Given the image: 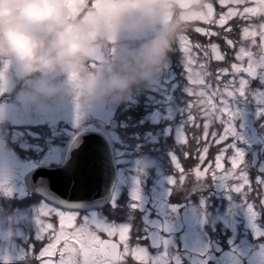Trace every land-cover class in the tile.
I'll list each match as a JSON object with an SVG mask.
<instances>
[{"label":"rangeland","instance_id":"1","mask_svg":"<svg viewBox=\"0 0 264 264\" xmlns=\"http://www.w3.org/2000/svg\"><path fill=\"white\" fill-rule=\"evenodd\" d=\"M226 1H232L234 6H241L240 13L242 17L252 12V9L246 6V1L250 0ZM252 1L256 2L258 11L264 13V0ZM65 5L71 18L81 10L82 0H65ZM214 7L215 5L208 1L196 12H191L187 16L192 18V20L201 19L205 22H214L217 25H221L226 19H224V15H216V11L214 10L216 7ZM233 11L230 10V13L232 14ZM169 20H171V13L169 14ZM258 23L256 22V27L254 24L249 29L242 31L243 37L249 38L251 42H254V37L264 31V22ZM195 28L201 32L207 31L200 24H196ZM253 44L256 46L258 42ZM180 48L186 51L183 59L187 66L188 76L183 70L176 71L171 69V62L167 60V67L161 73L156 83L150 87L153 92L149 94V102L155 103L154 99H157V106H155L152 115L148 116L149 120H146V115L142 116L140 120L136 117V120L141 125H147L141 135L137 132L130 134V132L120 129L119 121L123 123L124 121L116 113L121 101L107 105L78 108L72 102L51 98L44 106H40L26 93L23 87L18 86L19 81L10 79L9 83L4 86L3 73L0 72V261L24 259L27 254L39 253L45 243V241L37 239L40 233L37 218L40 215L46 214L40 213L41 209L54 210L55 213L61 212V210L55 208L51 202L40 194L29 193L24 190L18 177L21 161L24 158L31 157L30 150L34 148L40 153L37 161L44 164L59 162L64 157L67 146H62L60 144L61 139H53V137L61 136L63 135L62 133H71L76 127L83 126L87 122H96L104 128L111 137L112 145L117 144V140L121 141L119 138L120 133H124L123 136L128 138L125 139V143L118 145L122 147L120 149L117 148L118 155L115 149V154L118 156L117 160L121 163L122 170L119 175V184L123 185L126 188V192L129 193L131 198L130 205H133L140 198L143 199L151 195L155 198L161 197L159 199H162L163 196L174 193L176 189H179L183 173L188 170L191 172V166L190 169H187L189 163L183 162L179 158L180 156L177 152L179 147H176V145L180 146L182 145L181 143H187L186 138L182 134L178 136V133L182 126H186L187 124V106L192 99L189 96L191 94L189 86H194L199 97L198 102L208 107L209 113H215L218 121L223 119L221 114L226 116V119H224L225 135L221 139L230 136L227 132L230 118L235 120L238 118L240 120L241 132L230 141L233 145V150L229 153L231 155L229 157L231 167L219 180L222 182L220 187L228 184L231 186V192L225 195L226 198H229V205L225 206L223 211L219 210V213H214L212 217L208 218V215L202 216L197 213L199 210L185 208L184 220L187 221L188 228L187 233H184V235L190 234L193 241L200 242L199 245L208 247L204 242L206 241V232L202 227L204 226V221L210 218L220 220L224 228H230L233 231H237V227L240 225L242 228L248 229L247 231L252 232L253 236L256 237V242L250 243L244 236L234 241L235 237L232 238L231 235L226 238L225 242L228 246H233L245 257H248L250 264L263 263L264 244L257 241V238L264 235V222H262V213L264 212V180L262 179L263 183H261L260 194L255 196V198H260V201H256L255 199L257 203L254 204V202L247 199L248 197L245 198L246 195H242L244 193L243 190L246 189L245 185L249 182V178L246 170L239 169L241 172L237 173L239 167L237 162L244 160L245 148L249 147V150L250 146L254 143L264 145V132L259 135L257 128L252 123L257 112L264 110V104H260L264 102V84L255 90L253 95H248L254 101L259 102L258 106H261L259 108L256 107L255 110L246 108L244 103L249 102L250 98L247 99L244 93V89L248 83L245 79L242 78L240 80L239 90L236 89V78H229V82H227L229 85L227 87L214 88L212 82L206 79V74L208 73L206 60L203 61L195 52H192L188 40L182 42ZM211 50L213 51L210 53L211 60L223 58L216 45H213ZM239 52L235 54L236 56L234 55V58L237 60L231 63L233 67H243L247 62H249L247 65L255 62L256 66H260L264 70V57L260 56L257 47H255L253 52L245 49H241ZM253 56H259V60L253 61L251 58ZM202 58H204V55ZM247 58L249 61L246 62ZM226 71L228 70L226 69ZM236 91L240 92V99H245L242 100L243 102L240 105L236 104ZM213 97H218L222 101V104L217 103ZM218 108L219 112H217ZM157 124L158 126L154 128L149 127L150 125ZM260 125L262 126L261 129H264L263 121ZM48 126L50 127L49 131L47 130ZM133 126H137V124L134 123ZM172 129L173 135L171 139H167L168 135L169 137L171 136ZM46 133L49 136H46V141L43 143L36 139V136ZM238 137L243 141L244 149H239L236 146ZM180 147L187 151L193 150V156H196V149L193 145L189 144ZM155 150L159 158L153 153ZM163 159L169 161H164ZM193 160H196V157H193ZM217 160L218 167L223 168L224 165L219 163V158ZM169 169L172 171L169 172ZM126 172L128 173V179L125 180L123 179V174ZM141 172L143 176H141ZM152 173H156V175L152 176ZM235 176L238 180L235 179ZM148 177H151L153 182V188L150 189L146 187V178ZM234 193L239 203L234 200ZM239 194L241 195L239 196ZM239 204L240 206L244 204L242 211H238ZM128 211L131 215L132 212ZM79 217H87L93 222L96 219L93 215L91 217L89 213ZM54 218L55 216H53ZM144 220L150 225L159 226V221L154 216H151V214L144 216ZM56 224L59 227L58 219ZM129 229V223L112 219L110 231L112 233L119 232V238L124 243V249H121V252L123 253L124 251L125 254L123 255L124 259L127 255H131L137 261L147 262L148 264H166L169 262L166 254L171 253L169 252V247L175 246L176 243L172 237L165 239V246L161 251L149 254L150 252L143 247H131L132 245L128 240ZM43 230L41 229V231ZM192 240L184 237L182 239V246L189 248L193 246L192 248H194ZM231 240L235 243H231ZM60 241H65L61 252L68 253V255L62 256L57 261L50 259L43 261L42 264H74V257L77 252H79L83 264H99V260L95 254L98 237L94 238L92 234H89L87 229L78 230L75 238L70 237V234L65 232L58 233L56 240L48 245L49 256L55 252L56 245ZM73 242L76 247H73ZM30 246L32 247L31 251H29ZM244 256L243 258L245 259Z\"/></svg>","mask_w":264,"mask_h":264},{"label":"clouds","instance_id":"2","mask_svg":"<svg viewBox=\"0 0 264 264\" xmlns=\"http://www.w3.org/2000/svg\"><path fill=\"white\" fill-rule=\"evenodd\" d=\"M178 0H0V72L40 106L107 105L152 87L183 28ZM176 18L169 20V14Z\"/></svg>","mask_w":264,"mask_h":264},{"label":"flooded vegetation","instance_id":"3","mask_svg":"<svg viewBox=\"0 0 264 264\" xmlns=\"http://www.w3.org/2000/svg\"><path fill=\"white\" fill-rule=\"evenodd\" d=\"M212 2L215 5V11H216V15H224L223 17H225L224 19H226L221 25H217L216 23L212 22H205L204 20H192V18H190L189 16H187V14L191 13V12H196L199 8H201L203 6V4L205 2ZM190 2V0L188 1ZM232 1H226V0H216L214 2V0H200L197 4H189L187 2H185L183 5H180L179 3V8L181 9L179 15V18L182 19L184 21V25H191L193 23L197 24H204V25H209V24H213L216 25L217 28L216 30L220 32V34L223 33H227V36L225 37V39L227 40V44L229 45V47L227 48V55H231L234 56L235 54H237L241 49H245V50H250V52H253V50L255 49V47H257L258 52L260 54V56L264 57V42L263 44H261V39L264 37V31H262L260 34L256 35L254 37V42L250 41V39L243 37V32L246 29H249L250 26H253L255 24L256 27V22H259L258 24H260V22H264V13L259 12L258 11V7L256 2L250 0V1H246V6L250 7L252 9V12L247 14V16L242 17L240 11L242 9L241 6H234L232 4ZM223 9V10H222ZM230 10H234L233 13H230ZM176 18V14L171 13V20ZM225 25H227V27H225ZM203 28H206L207 31L205 32H201V33H210L213 31L212 27H207L204 26ZM184 34L182 33H178V35L176 36L175 40L173 41L179 48H180V44L182 42H186V38H184ZM258 44L255 46L253 43H257ZM213 45L216 44H212L210 46H207V49H201L199 50L197 54V56L202 57L203 55H209L210 53H212L213 51L211 50V47ZM217 46V45H216ZM218 50L220 51L219 46H217ZM183 52V54L185 55L186 51H184L183 49H179V50H174L175 56L177 57L178 54V58H177V62H179L180 64H185L184 59H183V54L181 53ZM192 52H196L193 51ZM221 52V51H220ZM240 53V52H239ZM222 56H224V54L221 52L220 53ZM211 55V54H210ZM236 56V55H235ZM253 61H257L259 60V56H253L251 57ZM246 62L249 61L248 58L245 60ZM249 62H247L244 65H247ZM251 66H255L259 69V74L256 78H252L249 75L242 73L239 71L240 67L235 68L232 65H228V66H223L221 69V72L223 74H227V79H220V84L222 86H228L229 83V78H236L237 82L236 83V89H240V85L239 82L240 80L245 79L247 83V86L244 89V93L245 96L247 97V99H249L250 97L248 96L249 94H252V88L251 86L254 85H262L264 84V70H262V67L260 66H256V63L253 62V64H249ZM187 66L185 65L184 68H186ZM226 69L228 71H226ZM237 96H236V104L240 105L243 101L245 100L243 98L240 99V92H237ZM259 104V102L254 101L253 98L249 99V102L244 103V105L246 106V108H249L251 110H255V108H259V106H261L262 104H264V102H261V105H257ZM236 125H237V135L239 134V132H241V125H240V120L237 118L236 120ZM262 121L264 122V110H259L257 112V115L254 117L253 120V125L257 128V131L259 132V135L262 134V132H264V129H261L262 126L260 125V123H262ZM237 143V147L239 149L243 148V141L238 137L236 140ZM122 146H113L112 150L114 152V156L116 157L115 154V149H120ZM249 148V147H248ZM248 148H245V157L244 160H239L237 162V164L239 165L238 169H242V170H246L247 171V176L249 178V182H248V186H246V189L243 190V196L248 197L247 199L254 202L255 204V187L253 184V180L251 181L252 178V174L256 169V165L257 164H264V159H262V157H259L258 160H251L252 157H254V153L259 151V152H263L264 153V145L260 146L259 144L254 143L253 145L250 146V149L248 150ZM247 153H249V155L247 156ZM116 166H117V171H118V179L115 183L114 189H113V193H112V197L110 199V201L103 207L100 208H93L87 211H83V213L81 214L78 211H73L76 214H78V216H84L86 214H91L96 217L95 219V223L101 225L104 227L105 231H109L110 234H114L110 231V225L112 222V219H117L121 222H127L129 223V236H128V240L130 244H135L138 247H143L145 249H147L149 252L153 253V252H158L161 251L164 246H165V239L166 238H173L176 243L175 246H170L172 249H168L169 252H171L170 254H166V258L169 259V261L172 263L171 261V256L173 251L175 250H182V251H191V252H195L198 253L200 255H206L209 252L215 251L216 254L221 253V251L225 248H230L233 249L234 251H236L238 254H240L241 256L243 255L240 251H238L236 248H234L233 246H228V244L225 242L226 238L228 236H232L235 237L234 241L238 240V238L240 239L242 236L246 237L250 243H254L256 242V237L253 236L251 231H247L248 229L242 228L240 225L237 227V231H233L230 228H223L222 227V222L218 221V220H214V219H208L206 221L203 222L204 226L203 229L206 232V237L204 241L208 247H204L199 245L200 242H196L192 240V237L189 235H184V233H187V228H188V224L186 223L187 221L184 220V209H188V208H194V210H199L197 211V213H199L200 215H208V217H212L214 213H219V210L223 211V208L227 205H229V198H226L225 195L231 192V186L228 185H224L223 187H220V184L222 183L219 179H217V177H215L214 175L211 176V174L207 175L208 177H202V176H195L193 175V168L198 165V164H194L191 167V172L190 174L187 175L186 177V185H185V189L182 191V193L178 194L179 196V200L180 202L177 201V192L175 191L174 193H169L166 196H163L162 199L159 198H155L152 195L148 196L146 198H140L139 200H137L133 205H130V201L131 198L129 196V193L126 192V188L123 185L119 184V178H120V173L122 172L121 170V163L119 161H115ZM124 167V165H122ZM199 166V165H198ZM200 167V166H199ZM207 170V168H204ZM240 173L241 170H238ZM141 176H143V174L141 173ZM255 177V175L253 176ZM123 179H128V173L126 172L125 174H123ZM235 179L236 176H235ZM255 180V178H252ZM185 180V181H186ZM238 180V179H237ZM146 187L147 188H153V182H151V177L149 178V181L146 178ZM223 189V190H221ZM239 192V191H238ZM248 193V194H246ZM241 194H239L240 196ZM234 200H236L239 203V200L236 197V194L234 193L233 195ZM142 200L144 201V206L142 210L140 209L139 205V201ZM155 201H158L155 202ZM228 202V203H227ZM166 204V203H172L174 205H176L180 211H181V216L183 218L184 221V228L183 231H181V233L179 234H175V233H164L163 231V222L162 219L158 213L157 210V205L158 204ZM130 205V206H129ZM244 205V204H243ZM243 205L240 206L239 204V208L238 211H242L243 210ZM139 208V209H138ZM61 211H68L70 209H66L63 207H60ZM130 210L132 212V214L130 215V212L128 211ZM151 214V216H154L158 221H159V226H153L150 225L149 223L145 222L144 220V216ZM202 224V225H203ZM241 224V223H240ZM152 229H158L161 232V237H162V246L159 248H152L150 246V242L148 239V233L150 230ZM234 235V236H233ZM184 237L191 239L194 243V248H189V247H183L182 246V239H184ZM120 239V238H119ZM231 243H235V242ZM257 241L261 242L262 244H264V235L260 236L259 238H257ZM100 239L98 238V245L100 244ZM196 242V243H195ZM97 245V246H98ZM244 256V255H243ZM242 256V257H243ZM245 257V256H244ZM244 259V258H243ZM248 257H245L244 261L247 264H250V262L248 261ZM264 260V258H263ZM104 263H110V260H106L103 261ZM186 264V263H184ZM208 264H214L213 262H209Z\"/></svg>","mask_w":264,"mask_h":264},{"label":"water","instance_id":"4","mask_svg":"<svg viewBox=\"0 0 264 264\" xmlns=\"http://www.w3.org/2000/svg\"><path fill=\"white\" fill-rule=\"evenodd\" d=\"M178 0L180 5L185 2L196 4L199 0ZM264 37L262 38V43ZM242 72L256 77L258 71L252 67H244ZM229 132L236 134V126L231 119ZM109 136L94 123L87 124L76 133L70 142L67 156L61 165L49 167L33 158L20 164L19 179L25 190L42 194L59 205L71 208H90L104 205L111 194L112 184L116 177V168L110 149ZM195 173L205 175V171L195 168ZM166 231H179L182 220L179 210L171 204L160 207ZM153 246L161 245V234L158 230L149 232ZM118 245L111 240L104 241L98 255L118 260ZM176 264H243L241 257L232 250H224L220 254L210 252L201 256L188 251L173 253ZM0 264H30L28 261L1 262Z\"/></svg>","mask_w":264,"mask_h":264},{"label":"snow or ice","instance_id":"5","mask_svg":"<svg viewBox=\"0 0 264 264\" xmlns=\"http://www.w3.org/2000/svg\"><path fill=\"white\" fill-rule=\"evenodd\" d=\"M210 27L213 28V31L210 33L197 32L194 36L189 37V40L192 41V49L193 51L199 52L201 48L207 49V46L216 44L224 54V60L213 61V63L223 65L225 60H227V48L229 47L227 40L225 39L227 33L220 34V32L216 30L215 25ZM225 27H227V25H225ZM181 53L183 54V52ZM185 71L188 76L186 69ZM217 75L221 76V79H227V74L217 72ZM219 83L220 81H217V84ZM213 87L216 86L214 85ZM189 88H191V94H189ZM189 88L187 91L192 99L187 106V124L186 126H182L178 136L182 134L187 140V143H181L182 145L191 144L194 146L196 149L197 164L200 166V169L203 170L204 168H207L208 175H214L219 179L225 172L229 171L231 167V161L229 159L231 155L229 153L233 150V145L230 142L232 140L231 136L221 139V137L225 135L224 119H226V116L221 114L223 119L218 121L215 113H209L208 107L198 102L199 97L197 96L195 87L189 86ZM221 95H223V93H221ZM213 99H215L217 103L222 104V101H220L218 97H213ZM217 112H219V108L217 109ZM185 153V157L191 156L190 152L186 151ZM217 158H219V163L224 165L223 168L218 167ZM238 170L239 169H237V173L239 172ZM246 186L248 185H245V187ZM40 213H46L37 218V223L40 226V233L38 234L37 239L45 241L39 253H34L35 259L38 260L40 264L49 259L57 261L61 259L62 256L68 255V253L61 252L65 241H60L56 245L55 252L51 256L48 255V245L56 240L57 234L60 232L68 233L70 234V237L75 238L78 230L82 231L87 229L89 234H92L94 238L98 237L100 241L111 240L119 246L120 250L124 249V243L119 239V232L110 234L109 231L104 230L103 226L91 221L87 217L80 218L78 214L71 210L55 213L54 210L41 209ZM53 216H55L54 219ZM57 219L59 227H57L56 224ZM41 229L44 230L41 231ZM73 247H76L74 242ZM31 250L32 247L30 246L29 251ZM74 264H83L79 252H77L74 257ZM99 264H104L103 258H99Z\"/></svg>","mask_w":264,"mask_h":264},{"label":"trees","instance_id":"6","mask_svg":"<svg viewBox=\"0 0 264 264\" xmlns=\"http://www.w3.org/2000/svg\"><path fill=\"white\" fill-rule=\"evenodd\" d=\"M191 36H194L193 32H191ZM151 92H153L152 88H150V87L143 88L139 91L134 92L129 97L130 99L128 98V99L120 102V105H119V107L117 109V113H116L120 116V118H123L122 120L124 121V123L119 121L120 129H123L126 132H130V134L131 133L135 134L137 132V133H139V135H141L144 132L147 125L146 124L141 125L136 120V117H138V119L140 120V118L142 116L144 117L146 115L145 116L146 120H149L148 116L152 115V112H153L155 106H157L156 103L158 101L157 99H154L155 103L149 102L150 100L148 99L149 98L148 95ZM145 106H146V109H145ZM129 115H130V117H129ZM134 123H136L137 126H133ZM156 126H158V124L157 125H150L149 127L154 128ZM47 130L48 131L50 130L49 126H48ZM74 130H77V128ZM62 134L63 135H61V136H55V138L53 137V139H61L62 144L63 143L66 144L68 142L69 138L71 137V133L68 132L67 134L66 133H62ZM123 135H124V133L119 134V138L121 141L119 142L117 140L116 141L117 144H122V143L126 142L125 139H128V138L124 137ZM172 135H173V129H172L171 136L169 137V135H168L167 139H171ZM46 136H49V134L46 133V134L38 135V136H36V139L38 141H42L41 143H43L44 141H46ZM180 146H185V145H180ZM180 146L176 145V147H179L178 148L179 150H177V152L180 156L179 158L182 159V161H185L187 163L189 159L191 160V158L188 159L187 157H185V155H184L185 151ZM144 149H146V148H144ZM153 153L156 154L157 157L159 158L156 150ZM30 155L35 157L36 159H38V156H40V153L37 150H35L34 148H32L30 150ZM213 155H214V153H213ZM163 160L169 161L167 159H163ZM178 199H180V198H178Z\"/></svg>","mask_w":264,"mask_h":264}]
</instances>
